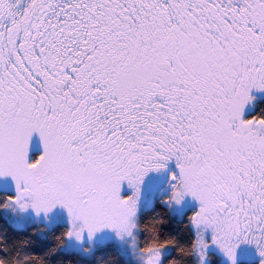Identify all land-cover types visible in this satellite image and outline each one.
Instances as JSON below:
<instances>
[{
	"label": "snow or ice",
	"instance_id": "6c2138e0",
	"mask_svg": "<svg viewBox=\"0 0 264 264\" xmlns=\"http://www.w3.org/2000/svg\"><path fill=\"white\" fill-rule=\"evenodd\" d=\"M258 102L264 0H0V264H264Z\"/></svg>",
	"mask_w": 264,
	"mask_h": 264
},
{
	"label": "trees",
	"instance_id": "16d2710c",
	"mask_svg": "<svg viewBox=\"0 0 264 264\" xmlns=\"http://www.w3.org/2000/svg\"><path fill=\"white\" fill-rule=\"evenodd\" d=\"M258 107H264V102H258ZM155 209L157 212L162 214V216L165 220H168L169 222L164 225L163 229L159 233H157L155 228L145 229L142 227L141 236L139 239V242H140L142 247L147 246L148 244L158 245V244L166 243L167 241H169L171 239V237L169 236V233L176 235V234L181 233V231H182V228L177 223V221L174 218L169 217L167 215L166 209H164L159 203H156ZM152 214L153 213H147L145 215V219L147 220V217L152 215ZM0 223H3L2 209H0ZM35 228H36V226H33L32 228H29L27 230V232H16V231L12 230L11 228H9L8 236H7V241L9 243V245H11L14 249L16 247H19V244L17 243V241H19L22 237H25L29 233L34 231ZM60 231H61V229L57 228L55 230V233L58 234ZM45 236H47V239H44L39 233H37V235H35V236H32L31 239H32L33 243L30 244L26 248H21V251L22 252H31V253H43L45 251V249H47L49 247H54L58 243L54 238V234L46 233ZM179 239L183 242V241L187 240V237L184 235H180ZM110 251H111V249H110ZM173 257L176 258L177 260L188 261L190 264V258L189 257H187L186 255L185 256H178L177 253L175 252V250H173L172 257H170L169 260L171 261ZM58 258H60L59 255L52 257V260L55 261ZM45 259H47V258H45ZM65 259H72L75 261L78 258L75 256H72V257H65ZM103 264H124V261L121 258H117L115 251H112V254L110 256L109 255L104 256ZM166 264H169V262H166Z\"/></svg>",
	"mask_w": 264,
	"mask_h": 264
},
{
	"label": "rangeland",
	"instance_id": "374dc122",
	"mask_svg": "<svg viewBox=\"0 0 264 264\" xmlns=\"http://www.w3.org/2000/svg\"><path fill=\"white\" fill-rule=\"evenodd\" d=\"M2 211H3V210H2ZM34 226H35V225H34ZM36 227H37V226H36ZM40 227H42V225H41ZM45 234H46V233H45ZM45 234H44V235H45Z\"/></svg>",
	"mask_w": 264,
	"mask_h": 264
}]
</instances>
